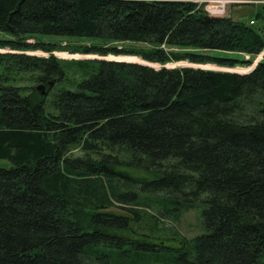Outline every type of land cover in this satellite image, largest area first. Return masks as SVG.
<instances>
[{
	"label": "trees",
	"instance_id": "16d2710c",
	"mask_svg": "<svg viewBox=\"0 0 264 264\" xmlns=\"http://www.w3.org/2000/svg\"><path fill=\"white\" fill-rule=\"evenodd\" d=\"M0 33V264H149L143 229L200 206L161 264H264V60L165 68L250 67L264 4L234 21L189 0H0ZM68 40L162 68L56 59ZM73 64L84 78L48 100Z\"/></svg>",
	"mask_w": 264,
	"mask_h": 264
},
{
	"label": "rangeland",
	"instance_id": "374dc122",
	"mask_svg": "<svg viewBox=\"0 0 264 264\" xmlns=\"http://www.w3.org/2000/svg\"><path fill=\"white\" fill-rule=\"evenodd\" d=\"M262 5V3H249V4H236L231 5L227 8V15L230 16L234 21H249L252 19L254 12L259 8V6ZM7 38L3 34L0 33V39ZM33 41H30L29 43H32ZM89 42H82L77 40H68L67 42H61V46L66 48V51H54L52 55L61 61H85V60H115V61H124V62H138L147 64L155 69H159V64H152L147 63L143 61L141 58L137 56H131V55H119V56H113L108 55L105 57L99 56V55H85V54H71L70 50L73 48H78L80 46H88ZM118 48L123 49H133V50H141V49H149L148 46L143 44H134V43H121L116 45ZM10 52L8 49L0 50V53H6ZM28 56H35V57H43L47 58L51 54L43 52L41 50L37 51H28L25 52ZM179 66H186V67H202L205 69L215 70V71H224V70H230L238 73H246L249 71V67H237L233 69H227V68H221L216 65H193L188 62H180V63H170L167 64L166 67L173 68V67H179ZM67 78L68 81L63 82L59 84V86L55 87L51 93L49 94L48 100L52 99L53 95L59 91L60 89L65 90H74L75 89V83L81 81L84 78V74L82 71H78L77 65L73 64L71 65L70 69L67 70ZM34 88L36 91H41L42 95H45L44 88L40 87L39 85H34ZM47 112H54L52 108L49 106L46 107ZM0 164H4V162H0ZM203 209L202 206L199 208H195L189 212L183 213L179 219L174 220L173 218H167V219H161V225L158 227L157 230H154L153 232H149L148 228L145 227L143 229V232L145 234H148L150 237L148 241L152 244H156L158 246L162 245L163 249H160L158 252L152 254L155 259H149V264H161V262L165 260H172L176 257L174 255V251L179 249V246L181 245L180 242L182 241H188L192 238L198 236L202 232V226H201V213L200 211ZM111 212H115L117 214L120 213H126L124 210L119 209H111ZM155 255V256H154ZM130 259L129 258L123 260L122 262L124 264H129ZM174 263V262H171Z\"/></svg>",
	"mask_w": 264,
	"mask_h": 264
},
{
	"label": "built area",
	"instance_id": "2783aa9c",
	"mask_svg": "<svg viewBox=\"0 0 264 264\" xmlns=\"http://www.w3.org/2000/svg\"><path fill=\"white\" fill-rule=\"evenodd\" d=\"M190 2L202 7L210 17H225L227 8L236 4L262 3L264 1H248V0H189ZM252 24V22H250ZM264 60V50L256 56L249 69L253 68L259 61Z\"/></svg>",
	"mask_w": 264,
	"mask_h": 264
},
{
	"label": "water",
	"instance_id": "95a60500",
	"mask_svg": "<svg viewBox=\"0 0 264 264\" xmlns=\"http://www.w3.org/2000/svg\"><path fill=\"white\" fill-rule=\"evenodd\" d=\"M103 60H105V59H103ZM105 61H114V62H124V61H115V60H105ZM125 63H137V64H141V65H146V66H149V65H147V64H143V63H138V62H125ZM149 67H151V66H149ZM179 67H186V66H179ZM160 68H162V67H160ZM159 68V69H160ZM165 68H168V67H166L165 66ZM173 68H175V67H173ZM192 68H195V69H202V70H210V69H205V68H202V67H192ZM253 70V68H251L249 71H247L246 73H238V72H234V71H230V70H224V71H221V72H229V73H237V74H247V73H249L250 71H252ZM211 71H213V70H211ZM215 71V70H214Z\"/></svg>",
	"mask_w": 264,
	"mask_h": 264
}]
</instances>
